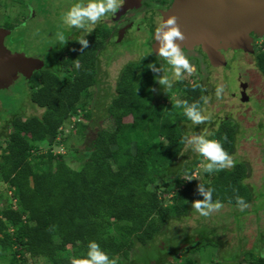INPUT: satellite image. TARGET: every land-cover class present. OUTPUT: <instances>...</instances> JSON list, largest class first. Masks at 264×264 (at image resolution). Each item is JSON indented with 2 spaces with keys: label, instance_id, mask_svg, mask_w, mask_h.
<instances>
[{
  "label": "trees",
  "instance_id": "1",
  "mask_svg": "<svg viewBox=\"0 0 264 264\" xmlns=\"http://www.w3.org/2000/svg\"><path fill=\"white\" fill-rule=\"evenodd\" d=\"M89 45L83 53L76 48L69 58L71 66L77 59L81 62L79 69L71 70L73 79L49 68L25 79L29 99L41 113L13 115L5 127L11 132H4L6 147L0 154V186H8L7 191L0 188V264H31L39 258L49 264H70L74 257H87L90 241L110 258L118 257L117 264H139L130 259L131 253L137 257L139 249L154 244L173 220L193 211L191 203L203 199L197 192L199 183L213 188V201L224 206L237 207L236 195L248 205L257 202L247 182L249 166L239 158L233 168L211 174L204 170L201 182L192 179L205 159L196 154L188 161L183 155L186 145L180 141L188 135L191 121L182 108L174 107L177 101L169 92L192 103L208 96L209 89L179 80L163 99L164 90L156 92L160 85L148 69L152 63L158 67L153 54L126 65L114 91H107L108 100L102 93L97 99V109L104 111L96 115L103 113L112 127L95 130L85 160L70 162L55 152L53 147L66 142L61 136L71 120L83 112V120L78 119L72 130L84 136L89 129L84 121L94 120L86 98L100 86L97 59L103 44ZM254 61L264 80L263 50ZM3 120L0 115V124ZM238 135L232 120L225 119L209 139L220 141L234 157ZM44 144L49 149L44 150ZM178 251L164 254L156 264L176 257ZM256 261L264 264V256Z\"/></svg>",
  "mask_w": 264,
  "mask_h": 264
},
{
  "label": "rangeland",
  "instance_id": "2",
  "mask_svg": "<svg viewBox=\"0 0 264 264\" xmlns=\"http://www.w3.org/2000/svg\"><path fill=\"white\" fill-rule=\"evenodd\" d=\"M77 2L87 4L88 0H0V28L7 29L12 26L9 27L11 34L6 39V47L10 51L24 52L34 58L44 56L49 49L57 50L60 44L57 33L65 35L66 29H78L63 25L60 19L61 15ZM113 15L115 14L109 13L96 25H90L88 32L96 34L104 23L114 25ZM118 25H115L114 33L122 27L121 24ZM78 30L83 31V29ZM263 40L264 37H260L259 43L263 46L262 50ZM126 44L133 45L128 42ZM137 48L130 49V53L122 54L116 62L110 56L111 60L106 63V71L110 74L109 82L105 81L100 86L93 87L90 90L91 97L86 98L88 109L95 113L94 120L84 121L86 125H89L86 135H80L76 130H72L78 119L83 120L82 112L80 117L71 120L63 129L61 137H64L66 142L53 147L55 152L64 154L70 162L76 160L83 162L86 158L84 152L95 130L99 127H112V121L105 118L103 113L96 115L98 111H104L102 108L97 109L99 107L97 99L102 93L105 101L110 95L107 91H114L118 84V76L120 72L122 73L120 70L130 62L141 60L149 53L147 50H150L144 48L143 44ZM240 66L242 67L239 70L235 64L231 69L225 65H219L213 83L208 87L210 102L204 107L206 109L204 114L210 115L212 119L201 125L190 122L187 124L186 131L188 135L203 133L209 139L219 128V122L222 119L232 120L239 133L238 146L233 158L235 160L239 158L248 164L250 173L247 182L253 187L257 202L244 211L225 205L208 218L201 217L193 210L188 216L173 220L170 227L163 229L162 234L149 248L139 249L137 257L135 252L131 253L130 259H136L137 263L147 264L151 261V264H156V261L164 254L179 249L177 256H170L164 264H187V261L193 264H260L256 258L264 256V83H261L259 87V97H256V100L254 98L248 103L247 100L240 98L242 94L237 74L239 72L245 74L248 69L249 71L255 69L252 74L254 71L257 72L254 65L253 69L251 67L246 69L243 62ZM25 79L21 77L9 89L0 91V115L4 119L0 124V154L6 147L4 132H11V127H8L7 131L5 127L13 115L20 114L27 117L41 113V110L34 107L29 99L30 89ZM183 79L188 80L189 75H184ZM217 85L224 87V93L219 100L215 97ZM234 93L237 97L233 96ZM181 97V94L172 92V98L176 101H181ZM49 147L47 144L43 146L44 150ZM196 154L198 153L192 151L191 146H186L183 153L188 157V161L194 159ZM206 161H202L196 171L195 178L198 182L203 180ZM0 188L7 191L8 186L4 184ZM165 196L168 198L166 202L170 203V195ZM234 212H238V215ZM193 238L196 243L192 242ZM250 252L252 254H249ZM31 264L49 263L45 258H39L33 260Z\"/></svg>",
  "mask_w": 264,
  "mask_h": 264
},
{
  "label": "flooded vegetation",
  "instance_id": "3",
  "mask_svg": "<svg viewBox=\"0 0 264 264\" xmlns=\"http://www.w3.org/2000/svg\"><path fill=\"white\" fill-rule=\"evenodd\" d=\"M123 3L124 2H122L121 7L115 13V15H113L114 18L113 20L115 21V24L109 25V23H104L103 25H101L102 27L99 29L101 31L100 32L97 31L96 34H92V32H90L91 34L87 35V33H85L84 30L79 31L78 29H66L64 35L65 39L68 41L66 45H63L60 42L57 50L49 49L44 54V56H40L39 58L35 57L36 59H40L43 62V66L41 69L44 68H49L51 70L53 69L59 72V74H61L62 76L64 77L70 76V78L73 79L74 75L72 76L71 70L76 67L74 65L72 66L69 65L68 61L70 60L69 58L72 52L76 48L81 47L80 44L74 42V39L77 36H81V35H85L89 43L102 42L103 44L102 48L99 49L98 51V59H97L99 65L98 68L99 84L104 83L105 81L109 82L110 74L106 71L107 62H109L111 59H113L114 62L118 61V59L122 56V54H125V52L130 53L131 52L130 49H138L137 47L139 45L141 46V44H143L144 48L150 49L147 50L149 51L147 55L153 54L156 57V59L158 60V67L164 65L165 61L162 58L158 57L155 53V48L158 47V44H156L155 42L154 33L156 27L163 22L164 13L172 9L175 0H142L141 5L139 7L128 10L124 9ZM127 17H130V19H127ZM118 24H121L122 27H120V29L116 31V33H114L115 25L119 26ZM260 37H264V33H259L255 31L251 33V38L253 39L252 52H246L239 48H233L232 42H231L232 45L229 44L227 48L224 47L216 48L215 46L204 44L203 41L200 42L199 44H196L194 41V45L192 49H188L187 47L183 49L187 52L190 62L195 66L196 71L191 75H189L188 80L186 79H181V80H185L190 84L201 83L205 87H209V84L213 83V78L216 74V71L219 69V65H221L220 63L221 61L219 60L220 59L219 56L215 55L216 53L214 54V56L210 54L209 47H212L213 49H218V52L221 53V55L224 58V61L226 63L225 66L229 69H231L232 67L234 68V64H235L236 67H239L240 70V67H242L240 66V63L242 62L245 64L246 69H248V67H251V69H253V65L257 68L256 63L254 61V57L255 54H257L259 50H262L263 47L259 43ZM127 42L132 43L133 45L127 46L126 44ZM261 43L264 44V40ZM220 45H222V43H220ZM242 58L244 60H242ZM247 58H249V60H247ZM253 70L249 71L248 69L246 71L247 73L245 72V74H243L244 72H239L237 74V81L240 84V91L242 94L240 98H242L243 100H247L248 103H250L249 102L250 100H253L254 98L256 100V97H259V87H261V83H264V80L260 72L258 71V68H257V72L254 71V73L252 74ZM36 71L37 70H35L33 74ZM186 74L187 73H185L184 75ZM160 75H162V73ZM119 76L117 82L119 80ZM21 77L26 78L24 75L21 74L19 75L18 80ZM18 80H16V82ZM178 81L179 80H177V82ZM10 87L11 86H9V88ZM162 89L163 88L158 86L156 88V92L160 93ZM169 93L171 94V98H172V92ZM169 93H167L168 94L167 96L170 95ZM173 93H178V92L173 91ZM165 96L166 93L164 92L162 97L164 98ZM233 96L237 97L236 93H234ZM224 120L225 119H222L219 123L221 124Z\"/></svg>",
  "mask_w": 264,
  "mask_h": 264
},
{
  "label": "clouds",
  "instance_id": "4",
  "mask_svg": "<svg viewBox=\"0 0 264 264\" xmlns=\"http://www.w3.org/2000/svg\"><path fill=\"white\" fill-rule=\"evenodd\" d=\"M122 2L123 0H88L87 4L77 2L63 13L60 19L63 25L83 29L87 35H89L91 33L88 32V27L90 25H96L109 13L115 14L121 7ZM57 36L63 45L67 44L68 41L65 39L63 33H57ZM154 39L156 44H158V47L155 48V53L165 61V64L157 67L155 63H152L149 64L148 69L155 74V82L158 83L167 94L173 88L177 80L183 79L185 73L191 75L196 69L190 62L187 52L181 47V43H183L187 37L180 29L177 16H169L160 23L155 29ZM177 41L180 43H177ZM74 42L81 45L80 51L82 53L90 46L85 35L77 36ZM73 64L77 69L81 67L78 59L73 61ZM161 73L162 75H160ZM150 91H155V89H150ZM205 91H207V89H205ZM223 93V85H217L215 87L216 99H221ZM210 99V96L201 95L199 100L192 103H189L187 100L177 101L174 107L182 108L184 116H186L192 124L201 125L212 119L210 115L204 114L206 109L201 104L202 101L203 105H208ZM224 140H227L226 136ZM180 142L186 146H191L192 151L198 153L208 161L204 166V170L209 174L230 169L235 166L233 156L229 155L222 143L215 139H208L203 133L186 134L181 138ZM195 177L196 173L192 179H196ZM197 192L199 195L203 196V199L193 201L191 207L201 217L208 218L213 212H218L224 207L219 200L213 201V188H206L203 184L199 183L197 185ZM235 199L236 206L240 211H244L250 206L244 198L239 195H236ZM87 247V257H74L71 259L70 264H117L118 257L110 258L96 241H90Z\"/></svg>",
  "mask_w": 264,
  "mask_h": 264
},
{
  "label": "water",
  "instance_id": "5",
  "mask_svg": "<svg viewBox=\"0 0 264 264\" xmlns=\"http://www.w3.org/2000/svg\"><path fill=\"white\" fill-rule=\"evenodd\" d=\"M123 2L124 9L128 10L139 7L142 0ZM172 15L178 17L180 29L187 37L181 43L182 48L192 49L194 41L216 48H227L232 42L233 48L252 52L251 33H264V0H175L172 9L164 13L163 21ZM10 34V30L0 28V91L13 86L19 75L29 79L43 66L41 60L24 52L10 51L5 44ZM209 48L210 54L216 53L225 65L218 49Z\"/></svg>",
  "mask_w": 264,
  "mask_h": 264
}]
</instances>
